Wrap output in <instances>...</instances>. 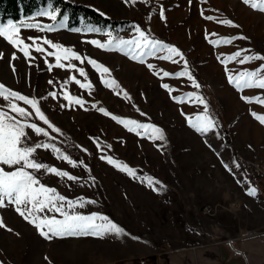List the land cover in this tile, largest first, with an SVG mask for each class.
Listing matches in <instances>:
<instances>
[{"label": "rangeland", "instance_id": "rangeland-1", "mask_svg": "<svg viewBox=\"0 0 264 264\" xmlns=\"http://www.w3.org/2000/svg\"><path fill=\"white\" fill-rule=\"evenodd\" d=\"M72 1L92 6L108 17L131 21V26L116 31L95 26L100 33H76L66 28L65 21L61 28L60 22L40 17L39 12L48 10L44 7L22 21L54 23L56 30L49 33L21 28L20 37L32 48L35 46L29 37L49 39L73 49L85 59V65L71 63L84 67L88 79L67 70V63L65 69L53 67L49 71L45 61L54 65L53 58L31 51L32 59L26 60L18 49L0 38V84L37 100L49 122L60 129L53 133L30 106L13 101L29 113L28 123L43 127L51 137L36 136L26 129L28 144L54 143L64 155L67 146L73 145L78 151L77 158L69 156L78 165L72 168L57 160L54 153L38 150L41 162L67 171L80 181L40 175L41 182L67 199L94 200L83 209L71 211L107 216L125 234L102 239H45L5 202L0 207V264H212L217 242L250 240L263 246L264 125L252 113L264 116V105L255 103L258 97L264 99V90L238 91L228 83L227 76L254 71L264 61L246 65L229 62L226 70L221 60L237 50L264 55V13L251 9L243 0ZM208 16L213 19L208 20ZM222 20L238 27L224 26L219 23ZM134 26L150 39L177 48L188 62L190 73H196L193 78L200 87H193L186 77L175 79V74L183 71L182 63L161 60L160 54L145 57V63L140 64L123 53L106 52L85 42L95 39L106 43L108 32L117 39H133L138 35ZM239 36L246 39L219 47L209 43ZM41 46L51 51L47 45ZM88 59L109 69L104 79L114 80L115 90L103 85L100 74L87 65ZM149 63L153 70L148 69ZM165 71L168 77L163 76ZM72 76L81 83H90L91 89L79 88L71 81ZM165 83L171 92L162 87ZM52 92L57 93L56 98L51 97ZM65 92L83 100V106L69 104L63 98ZM189 93L202 97L207 104L216 122L212 133L200 134L190 127V120L203 115V105L187 99L181 104L176 102ZM101 108L107 116L99 111ZM0 111L16 116L2 97ZM117 120L159 127L165 139L154 140L143 131L139 136L129 133ZM217 128L227 136L235 155L216 133ZM108 157L130 167L136 179L108 164ZM148 177L158 185L150 188L145 182ZM252 189L256 194L249 196ZM56 218L63 217L56 214Z\"/></svg>", "mask_w": 264, "mask_h": 264}, {"label": "snow or ice", "instance_id": "snow-or-ice-1", "mask_svg": "<svg viewBox=\"0 0 264 264\" xmlns=\"http://www.w3.org/2000/svg\"><path fill=\"white\" fill-rule=\"evenodd\" d=\"M243 3L251 9L259 10L261 13H264V0H243ZM59 14L60 10L58 8H52L51 5L48 10H42L38 13L40 17L47 18L53 22L58 21ZM160 15L163 19V11H161ZM206 18L210 21L213 19L211 16ZM67 19V17H64L60 22L59 26L61 28L65 27L64 21ZM219 23L227 27H238L230 20H222L219 21ZM21 28L50 33L56 30V25L54 23L41 25L38 23H25L21 21L20 24H17L9 21L7 24L0 25V38H3V40L13 48L18 49L26 60L32 59L30 55L31 51L46 54L47 57L53 58L55 61L54 65L48 63L47 60L45 61L49 71H51L53 67L56 69H65L67 63V70L75 71L85 80L88 79L89 74L85 72L84 67H77L75 64L71 63V61H77L80 65H85V59L82 58L80 54L69 47H62L49 39H43L41 41L39 37H29L31 44L35 46L32 48L20 37ZM134 28L135 33L138 35L133 39H117L113 37L111 32H108L106 33L108 36L106 43H102L95 39L85 42L106 52L123 53L126 57L140 64L145 63V57H155L160 54L159 58L161 60L171 61L173 64L182 63L183 71L177 72L174 77L175 79L186 77L187 80L192 83L193 87H200L188 70V62L177 48L162 43L159 40L150 39L140 27L134 26ZM70 30L81 34L101 32L100 28L86 24H83L81 28H73ZM236 39L244 40L246 38L239 36L217 39L214 41L210 40L209 43L214 47H219L221 44H232ZM41 44L47 45L51 51L46 52ZM245 51L246 50H237L232 55L222 59L221 63L224 64L225 69L227 70L229 62L246 65L253 61H264V55L245 54ZM12 59H16V57L13 56ZM87 65H90L100 74L101 82L106 88L115 90L117 87L116 82L114 80L104 79L105 74L109 72L107 67H103L93 59H88ZM147 67L153 70V65L151 63H149ZM169 75L167 71L163 73L164 77H168ZM227 80L228 83L238 91H244L246 89L264 90V64H261L254 71H242L238 74H229ZM71 81L81 89H91L90 83H81L76 76H72ZM49 83L51 84L52 81L50 80ZM162 87L169 92L172 91L167 83L163 84ZM50 95L52 98H56L57 93L52 92ZM0 97H2L4 101L9 102L10 111L16 114V116L13 117L0 111V207H4L5 202H7L9 206H14L15 211L29 224L33 225L45 239L65 237H96L102 239L107 236L120 237L124 235L125 233L122 227L112 222L107 216L95 214L84 215L79 212L71 211L77 208L83 209L85 204L95 203L94 200L73 201L67 199L65 196L61 195L56 188L45 186V184L41 182L39 178L40 175H50L60 179L66 178L68 181L74 183H79L80 181L77 176L67 171H60L56 167L41 162L36 155L40 149L54 153L57 160L66 162L68 165H71L72 168H77L78 165L70 159L69 156L61 153L60 149L57 148L54 143H36L34 145L27 143L29 134L26 132V129L31 130L36 136L47 137L49 139H51V137H49V132L45 131L43 127H38L36 123H28L27 117L29 113L26 112L23 107L17 106L13 101H21L23 104L30 106V108L34 110L38 120L42 121L53 133H59L60 131L59 128L54 127L49 122L48 118L41 111V107L38 105L37 100L29 99L25 95L18 94L16 91H11L3 84H0ZM63 98L68 101L69 104L79 106H83L84 104L83 100L72 97L67 92L64 93ZM185 99L189 101L195 100L197 104L203 105V115L196 116L194 121L190 120V127L200 134L212 133L216 128V122L209 115L208 106L203 98L189 93L187 97H178L176 102L181 104L185 102ZM247 102L250 104L252 103L251 100H247ZM255 103L264 105V99L258 97ZM93 107H95V105H93ZM99 111L105 116L108 115L103 108L99 109ZM252 115L264 125V116H258L254 112ZM20 118H24V122H21ZM112 119L116 120V117L113 116ZM117 123L123 124L129 133H136L139 136L140 132L143 131L145 135H150L154 140L164 141L165 139L164 133L159 127H154L146 123H138L135 120H117ZM101 159H104V157H101ZM107 163L113 165L121 172L127 173V175L133 179H136V173L126 164H119L111 157L107 158ZM3 166H7L9 169L15 168V170L7 171ZM145 182L150 188L159 183L158 181H153L151 177L146 178ZM247 194L249 196H254L256 190L252 189ZM45 213H50L51 215ZM56 214H59L63 218L57 219ZM0 227H3L2 223H0Z\"/></svg>", "mask_w": 264, "mask_h": 264}, {"label": "trees", "instance_id": "trees-1", "mask_svg": "<svg viewBox=\"0 0 264 264\" xmlns=\"http://www.w3.org/2000/svg\"><path fill=\"white\" fill-rule=\"evenodd\" d=\"M50 5L52 8L60 10L58 21L55 23L57 24L64 17H67L68 19L65 21V24L68 29L81 28L83 24L99 26L101 28L108 27L112 31H116V29L125 25L131 26V21L108 17L92 6L72 0H0V25H4L9 21L18 24L42 8H49ZM191 74L194 78L196 77V73L193 70H191ZM220 132L221 129L217 128L216 133L221 137L229 151L235 155L234 147L229 142L227 136L221 135ZM27 142L30 143V141ZM64 152L73 158H77L78 156V151L73 145L67 146Z\"/></svg>", "mask_w": 264, "mask_h": 264}, {"label": "crops", "instance_id": "crops-1", "mask_svg": "<svg viewBox=\"0 0 264 264\" xmlns=\"http://www.w3.org/2000/svg\"><path fill=\"white\" fill-rule=\"evenodd\" d=\"M231 240V243L217 242L214 245L212 264H264V245L250 240Z\"/></svg>", "mask_w": 264, "mask_h": 264}, {"label": "built area", "instance_id": "built-area-1", "mask_svg": "<svg viewBox=\"0 0 264 264\" xmlns=\"http://www.w3.org/2000/svg\"><path fill=\"white\" fill-rule=\"evenodd\" d=\"M252 233H248V236H250ZM251 237V236H250ZM243 238H247V237H243ZM229 243H231V241H229ZM137 264H146L144 261H139Z\"/></svg>", "mask_w": 264, "mask_h": 264}]
</instances>
